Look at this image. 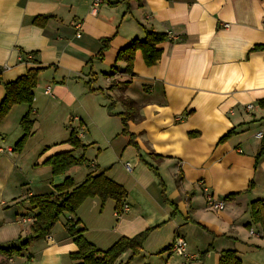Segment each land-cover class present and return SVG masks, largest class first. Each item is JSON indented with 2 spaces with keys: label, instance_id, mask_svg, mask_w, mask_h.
I'll return each mask as SVG.
<instances>
[{
  "label": "crops",
  "instance_id": "crops-1",
  "mask_svg": "<svg viewBox=\"0 0 264 264\" xmlns=\"http://www.w3.org/2000/svg\"><path fill=\"white\" fill-rule=\"evenodd\" d=\"M92 2L0 0V102L4 83L32 66L30 53L45 67L33 90L32 134L21 152L12 149L29 105H13L0 122V247L27 242L18 256L0 255V264H67L65 258L75 264L69 216L102 250L151 229L139 253L150 264L184 261L167 249L179 234L194 256L188 264H218L226 250H235L242 264H264V228L250 208L252 201L264 203V156L256 163L264 140V48L254 49L264 45V0H102L93 14ZM35 17L44 20L35 23ZM146 30L167 34L161 57L147 66L137 50L127 74L117 53ZM91 79L95 91L85 84ZM128 99L135 107H127L133 117L124 134L119 114ZM38 129L61 139L37 145ZM71 130L87 146L74 151L87 160L79 182L74 168L54 175L44 164L73 149L66 141ZM103 171L127 190V211L118 217L113 200L101 207L98 198H88L75 214L59 217L50 240L30 235L33 221L22 222L37 213L29 196L53 192L66 176L79 184ZM206 192L224 208L208 206ZM229 194L235 196L225 200Z\"/></svg>",
  "mask_w": 264,
  "mask_h": 264
},
{
  "label": "trees",
  "instance_id": "trees-1",
  "mask_svg": "<svg viewBox=\"0 0 264 264\" xmlns=\"http://www.w3.org/2000/svg\"><path fill=\"white\" fill-rule=\"evenodd\" d=\"M41 20H44V18L35 17L33 22L39 23ZM166 39L167 34L165 33L146 30L142 39L135 38L128 45L121 48L117 53L116 59L124 61L125 67L123 71L132 75V63L135 52L140 50L145 64L152 66L160 59L162 49L159 45ZM108 43L109 38L102 39L100 50L97 53L98 58L102 57V52L108 47ZM256 48H264V45H256L254 49ZM30 54L32 58H28L27 61L32 63V66L26 69L25 74L17 77L13 81L4 83L5 95L0 102V122L13 105L25 103L30 108L20 120L23 134L13 146L12 151L15 152L22 151L26 139L32 134L34 124L33 118L31 117V105L34 99L33 90L36 86L39 73L45 68L37 65L36 60L33 58L34 53ZM92 79L85 82V84L90 91H95L91 87ZM123 102L126 110L119 115L121 116L123 124L122 133L128 134L127 121L133 116L127 107L134 106L135 104L130 99L123 100ZM262 105H264V102H262ZM107 108L111 113V106ZM232 133V130L227 132L220 138V141H223ZM66 141L71 144L73 147L72 150L55 153L44 161V164L50 166L51 172L54 175L66 173L71 167L86 163V158L83 155L76 156L74 154V151L77 149L84 151L87 148L79 140L77 132L71 130ZM262 156H264V140L256 154V163ZM151 169L157 174L155 168ZM127 196L128 192L125 187L108 177L104 171L97 174H87L85 179L79 184H76L71 176H66L61 184L53 187V192L48 194H34L27 198L30 205L37 209V213L32 216L33 222L30 225V232L36 238H43L49 235L61 215L64 213L75 214L80 205L88 198H98L101 207L107 200H113L115 202V211H120L123 204L126 203ZM234 196L235 194H229L224 199L230 200ZM250 208L254 221L260 222L264 228V203L260 200L252 201ZM78 223L80 221L75 220L72 216L68 217L66 223V232L77 246L76 251L69 254L70 259L76 262L75 264H117L118 258L127 251L130 252V256L124 264H130L132 259L142 250L143 244L151 230L147 229L133 237L121 236L110 247L102 250L87 240L84 236L85 228H76ZM26 246L27 242H22L18 246L0 247V255L6 258L18 256ZM218 264H242V262L235 250H226L220 253Z\"/></svg>",
  "mask_w": 264,
  "mask_h": 264
},
{
  "label": "built area",
  "instance_id": "built-area-1",
  "mask_svg": "<svg viewBox=\"0 0 264 264\" xmlns=\"http://www.w3.org/2000/svg\"><path fill=\"white\" fill-rule=\"evenodd\" d=\"M102 3V0H93L91 6H90V12L96 13L98 6ZM225 26H227V24H225ZM76 27L78 29H80L81 24L77 23ZM77 36H79V32L76 33ZM46 93H50V87H48L45 91ZM0 151H4V149L2 147H0ZM8 152H11L10 149L7 150ZM125 168L127 171H131L132 169V165L130 162H126L125 163ZM206 195V202L208 204V206H210L212 209L214 210H222L225 206V202L223 200H219L217 199L213 194H210L208 192L205 193ZM128 210V206L127 204H123V206L121 207L120 211H116V216H121L125 211ZM28 221H33L32 216H25L22 218V222H28ZM250 233H254L253 230H250ZM45 238L47 240H50V236L46 235ZM169 252L172 255H177L180 256L181 258H183V262H181V264H188L189 260L193 259L194 256L192 254L189 253L188 251V245L187 242L185 240V238H183L182 236L176 235L173 239V242L171 243V246L169 248ZM11 259V258H10Z\"/></svg>",
  "mask_w": 264,
  "mask_h": 264
},
{
  "label": "rangeland",
  "instance_id": "rangeland-1",
  "mask_svg": "<svg viewBox=\"0 0 264 264\" xmlns=\"http://www.w3.org/2000/svg\"><path fill=\"white\" fill-rule=\"evenodd\" d=\"M86 133H87V130H86ZM58 139H61V133H58V134H52V133H49L48 131H44V130H41V129H38L36 131V133L34 134V141L36 142L37 145H42V147L48 143H50L51 141L53 140H58ZM87 162V160H86ZM31 168V167H30ZM71 168H74V177L76 179V181H81L82 178V174H79L82 170H85L86 167H85V163L81 164V165H76L74 167H71ZM70 168V169H71ZM34 171V170H33ZM77 171V172H76ZM30 179V178H29ZM39 183H43L42 181V178H40V175H38V179ZM74 180V179H73ZM75 182V181H74ZM36 185H37V182H36ZM100 201V200H99ZM60 221V220H59ZM59 224L57 225L61 227V224L60 222H58ZM31 236H33L32 234H30ZM179 236H181L179 234ZM34 237V236H33ZM183 237V236H182ZM35 238V237H34ZM171 246V245H170ZM169 251V249H168ZM130 256V253L128 255V257ZM177 256V255H176ZM128 257L124 258L123 260L126 262ZM147 257H144L143 255L141 254H138L136 255L132 261L130 262V264H150L151 262H149L147 259H145ZM63 260H66L67 264H70V262L65 258Z\"/></svg>",
  "mask_w": 264,
  "mask_h": 264
}]
</instances>
